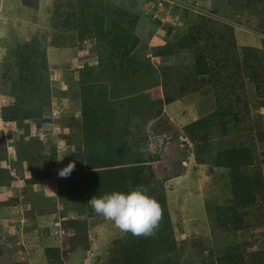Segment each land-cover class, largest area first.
I'll list each match as a JSON object with an SVG mask.
<instances>
[{
    "label": "rangeland",
    "instance_id": "1",
    "mask_svg": "<svg viewBox=\"0 0 264 264\" xmlns=\"http://www.w3.org/2000/svg\"><path fill=\"white\" fill-rule=\"evenodd\" d=\"M66 1L0 0V202H8L4 207L13 210L7 218L0 220V264H122V252L131 246L133 235L122 231L107 218L88 220L85 248L81 245L83 242L69 238L71 230L67 231L66 239L65 230L61 227L62 221L74 218L76 211L63 207L60 198L69 206L82 203L84 198V171L79 151L82 150L79 86L85 81L96 83L99 90L105 85L106 103L120 107L122 114L118 118L122 123L130 122L128 142L131 157L140 156L144 163L154 161L151 167L155 178L147 176V181L151 189L157 181L156 187L162 186L165 194L168 224L178 247L176 264H220L217 259L222 255H236V264H264V190L258 194L256 205L246 209L242 230L228 229L224 232L219 226L222 224L218 220L217 208L228 204L232 192L227 172L213 164V151L229 146L230 138L232 146L243 144L252 152L254 167L247 173L256 172L257 177L260 174L264 184V140L257 137L258 132H264V0H159L160 3H156L157 0H130L128 6L140 10L138 21L132 27L142 51L134 60L116 63L114 69L106 71L96 68L98 52L91 47V41L86 40L83 50L76 54H72L70 48L59 49L51 44V34L59 32L56 27L59 21L51 18L52 11H64ZM77 1L72 0V3ZM121 1L116 2L112 10L121 14L119 18L124 16L123 20L130 26L133 20L128 14L134 13L129 12L128 6L117 8ZM57 4L59 8H56ZM203 9L213 14V17L210 15L213 20L210 16L204 18L190 12L200 14ZM188 30L195 33L193 40L197 36L199 42L197 39L196 42L202 50L209 52V62L215 66L210 75L191 80V89L200 84L207 85V89L201 92H205L203 98L197 96L186 100V95L180 104L149 105L148 112L140 113L139 103L135 105V111H129L128 103L121 106L120 98L110 97L115 85L135 87L141 75L145 81L141 86L146 87L150 94L146 99L164 100L160 79L176 82L188 74V71H176L177 67L160 73V68L167 65L182 61L183 65L191 63L193 54L189 53L182 59L177 49V43H185L186 39L179 40V37ZM30 39H36L40 47L46 48L47 81L54 95L40 116L17 126L3 119V107L14 104L17 98L5 93L12 92V87L5 82L16 76L15 67L10 64L13 60L5 56V48ZM229 63L231 67H228ZM146 68H153L154 73L146 76L141 72ZM157 80L159 83L155 86ZM232 89L241 97L246 92L247 109L244 110L240 103H234L242 113L212 118V113L220 105L215 101L217 93L224 94ZM63 92L66 93L64 96ZM88 100L93 104L99 103L96 110H102L105 105L93 96ZM209 114L214 126V145L210 154L198 161L192 152L191 140L181 134L188 124ZM168 119L176 128V138L155 132L160 129L158 124ZM17 149L37 162L44 160L48 163L41 168L45 171L49 168L48 172L53 177L50 184H44L41 179L29 190L25 188V179L30 177L25 169L28 164L16 161ZM69 162L75 163V169L68 178H60L58 171ZM148 165L135 167L138 170V167L143 169ZM24 192H29V195ZM49 200L56 203L55 216L59 217V222L54 231L46 229L40 233L33 227V222L53 216L46 208ZM62 209L68 210L65 218L59 216ZM35 211L39 213L35 214ZM33 213L35 219L31 221L29 216ZM2 214L0 212V216ZM238 214L242 219V211ZM41 221L38 220L39 223ZM51 248H58L60 256L58 261L49 263L44 253Z\"/></svg>",
    "mask_w": 264,
    "mask_h": 264
},
{
    "label": "trees",
    "instance_id": "2",
    "mask_svg": "<svg viewBox=\"0 0 264 264\" xmlns=\"http://www.w3.org/2000/svg\"><path fill=\"white\" fill-rule=\"evenodd\" d=\"M119 1L121 0H96L94 4L92 0H78L73 4L72 0H67L64 11L58 9L52 11L51 18L59 22L62 20V23L58 22L56 24L59 32L51 34V44L59 49L70 48L71 53L76 54L78 51L83 50V44L86 40L91 41L93 43L91 47L95 52H98L99 61L96 68H101V71H106L110 68L114 69L116 63H127L130 60H134L135 56L142 51L140 49V40L138 36L134 34L132 27L138 21L140 10L131 9L128 6L130 0H122L119 5H116L117 8H121V6L126 8V6H128L129 12L131 11L134 13V15L128 14L133 20V23L129 26V24L123 20L124 16L119 18L118 15L121 14L112 10L113 5L115 6L116 2ZM160 2L161 1L157 0L156 3ZM93 5L97 6L98 10H96ZM56 8H59L58 4ZM203 11L204 12L200 14L193 11L190 12L204 18L210 15L213 17V14L210 12L204 9ZM211 16L210 20L212 19ZM214 17L217 18L216 16ZM192 29V31L195 30L194 27H192ZM68 31L72 32L66 35L65 32ZM194 36L195 33L189 30L187 33L183 32L179 40L186 38L184 39L185 43L176 44L177 49H179L182 54V59L187 57L189 53L191 55L193 54L189 65H187L188 62L183 65L184 61H182L180 64L177 63L176 65H167L166 67L160 68V73L163 74L169 71L170 67H177L178 69H176V71H179V69L186 72L188 71L187 75H182L176 82L174 80H168L166 82L164 81L166 79H160L164 100L161 98H153L152 100L146 99L150 97V94L147 93L146 87L141 86L145 84V81L141 79V75L138 77L137 83L139 84L135 86L141 88L137 90L135 87L128 88L127 86L115 85L110 97L120 98L119 103L121 106H126V103H128L126 107H130L129 111L131 109V111H135V105L139 103L140 108L138 112L140 113L145 111L148 112L150 109L149 105L162 107L177 102L180 104L185 99L186 95V100L196 99L197 96L203 98L205 92L203 94L201 92L207 89V85L200 84L202 87L196 86L191 89V80L204 78L210 75L211 71L215 70V66L209 62V52L204 49L203 51L199 47V43L196 42L197 36L196 39L193 40ZM11 39L14 40L15 37H11ZM187 40H189V43ZM197 41L199 42L198 39ZM215 46H217V44ZM3 47L5 48V44ZM183 49L187 51H183ZM252 49L254 50V47H252ZM5 51V56L13 60L10 64L14 66L16 70L15 77L8 79L6 76L8 81L5 83L12 87V92L9 91L10 93H8L5 91V93L11 94V96L14 97L16 96L17 98L14 104L3 107V119L6 122L15 123L19 126L23 125V121L35 120L40 116L49 105L51 96L54 95L47 81V53L46 48L40 47L36 39L22 41L21 43L15 44L13 47L5 48ZM169 52L168 50L167 54ZM255 53L258 54V52ZM10 54L13 56L11 57ZM162 57L164 56L162 55ZM225 65L227 66V64ZM228 67H231L230 63ZM141 72L146 76H151L154 73V69L146 68L142 69ZM158 83L157 80L155 86L158 85ZM245 91L242 97L236 95V90L234 89L228 92L225 91L224 94L217 93L215 101H218L220 105L216 107L218 109L212 113L211 117H225L231 114L239 115L238 113H242L243 111L239 112L238 110L241 108H236V104L234 103H240L243 109L246 110L248 97H246ZM155 92L157 94L159 93L158 90H155ZM61 94L64 96L66 93L63 92ZM90 96H93L94 99L102 101L105 104L102 110H96L97 107H100L98 106L99 103L93 104L89 102L88 98ZM144 96L145 101H143ZM79 98L82 141V150L80 149L79 151L81 152L82 168L84 171V198L82 203H74V206H69L67 202L65 203L63 198H60V202L62 201V204L64 203L63 207L67 206V208L76 211L74 218L65 219L61 223V227L66 233V239L67 231L71 230L72 233L69 238L73 240L77 239L78 242H83L81 245L84 248L87 247L85 241L88 220L105 218L102 215L96 214L93 209L87 205L92 195H102L113 191L127 193L137 187H142L146 189L150 197L154 198L159 203L161 208L160 219L163 221L159 220L156 228L153 230V234L148 236H136L129 232L133 237L131 238L130 248H125L122 252V264H176L177 260L175 255L178 247L168 224L165 194L162 192V186L156 187L158 184L157 181H155L153 189L150 187V182L147 181V176L149 179L155 178L151 167V165H154L152 163L154 161L144 163L140 156L135 158L131 157V146L128 142V126L130 122L126 120L122 123L118 118L119 115L122 114L118 109L120 107L113 105L111 102L106 103L107 96L105 85L100 86L99 90L96 83L88 81L82 82L79 86ZM259 98H261V96ZM103 103L101 105H103ZM123 111L124 110H122V112ZM209 117L210 114L188 124L183 128L184 134H181L186 135L187 138L191 140L193 144L192 152L195 155V159L198 161L203 160L206 155L210 154L211 148L214 145L212 143V130L214 126L211 124ZM157 127H160V129L155 132L166 133L170 135L171 138L177 137V132H175L176 128L171 122V119L166 120L164 123L162 122V124H158ZM257 137L258 139L263 138L264 140V132H258ZM228 141L230 142L229 146L218 148L213 151V164L215 167L227 172L232 192V199H229L228 204L217 208L219 215L218 220L222 224L219 226L224 232L228 231V229H234L236 231L242 230L246 222V219L244 220L247 216L246 209L250 208L252 205H256L259 197L258 194L260 192L262 193L264 190L261 175L259 174L257 177L256 172L254 174L247 173L248 170L254 167L252 152L243 144L240 146H232L233 140L230 138H228ZM176 153L179 154V152ZM16 159L18 163L28 164L25 169L30 177L25 179V188L28 187L29 190L31 185L39 183L41 179V181L46 184H50L49 180L51 181L53 177L48 172L49 168L48 171L41 168L43 164H48L47 162L44 160H38L37 162L33 157L25 155L23 151L18 149L16 151ZM140 164L150 165L147 167L145 166L143 169L138 167V171L135 166ZM34 167H36V169H33ZM17 171H19V169ZM22 172L23 169H21V175ZM24 194L29 195V192H24ZM41 201L43 200L39 202ZM48 204L46 208L56 212V203L49 200ZM6 205H8V202L1 200L0 208ZM67 211L66 209H62L59 212V216L65 218ZM241 211L243 215L242 219L238 214V212ZM37 213L39 212L35 211V214ZM35 214H31L29 218L34 219ZM32 219L30 220L32 221ZM44 256L49 263L56 262L59 260L60 256L59 249H48L45 251ZM236 257V255H222L218 257L217 263L236 264Z\"/></svg>",
    "mask_w": 264,
    "mask_h": 264
},
{
    "label": "clouds",
    "instance_id": "3",
    "mask_svg": "<svg viewBox=\"0 0 264 264\" xmlns=\"http://www.w3.org/2000/svg\"><path fill=\"white\" fill-rule=\"evenodd\" d=\"M74 169L75 163L69 162L58 171V176L68 178ZM87 205L96 214L114 221L122 231L131 232L136 236L153 234L161 218L159 203L142 187L127 193L113 191L102 195L94 194Z\"/></svg>",
    "mask_w": 264,
    "mask_h": 264
},
{
    "label": "crops",
    "instance_id": "4",
    "mask_svg": "<svg viewBox=\"0 0 264 264\" xmlns=\"http://www.w3.org/2000/svg\"><path fill=\"white\" fill-rule=\"evenodd\" d=\"M44 184H46V183L44 182ZM11 210L12 209H9L7 207H1L0 212L3 214L0 216V220L5 218V217L7 218L8 215L12 213L13 210L12 211ZM49 211H51V213L53 215L51 217H48L50 219H38V220H42L41 223H39L38 220H36L35 223L33 222V224H34L33 227L36 228L37 230H39L40 233H42L46 229H51V231H54L55 225L58 224V222H59V217L55 216L57 211L56 212L52 211V210H49ZM32 221H33V219H32Z\"/></svg>",
    "mask_w": 264,
    "mask_h": 264
}]
</instances>
